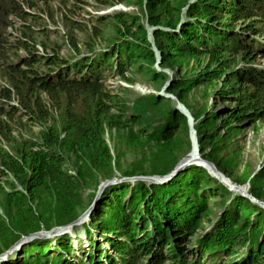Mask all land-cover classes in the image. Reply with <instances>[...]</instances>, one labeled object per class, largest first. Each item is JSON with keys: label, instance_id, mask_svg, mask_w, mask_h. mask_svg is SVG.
<instances>
[{"label": "rangeland", "instance_id": "374dc122", "mask_svg": "<svg viewBox=\"0 0 264 264\" xmlns=\"http://www.w3.org/2000/svg\"><path fill=\"white\" fill-rule=\"evenodd\" d=\"M20 1L30 13L40 17L32 25L36 33L31 39L36 41L35 47L40 54L48 58L58 57L51 61V64L54 63L55 72H60L62 68L68 69L71 65L77 66L78 63L83 67L86 60L100 64L103 62L100 58L114 50L125 56V42L138 41L136 37L131 38L132 32L137 28L141 32L146 31L155 60H149L146 43L139 42L136 48L130 50L135 53L132 62L125 60L126 63L119 65L112 63V59L107 64H102L98 76L101 82L96 90L99 95L95 101L87 99L82 90L63 97L61 94L41 93L48 106H55L53 118L56 119L54 121L52 117H43V123L59 125L66 112H70L72 116L91 119L94 127H101L103 138L112 154L113 176L131 179L117 182L118 185H107L108 187L97 193L101 182L110 177L100 178V174H91L86 168L78 173L79 163L74 156L69 155L66 168L70 174L74 177L80 175L82 178L84 175H94V182H97L93 186L85 188L88 185L86 184L81 188L84 198L78 212L79 216L84 213L87 216L66 226L63 232L48 238L25 239L24 235L21 246L4 257L0 256V264H42L47 260L49 264H112L114 261L116 264H125L124 260L134 261L136 264L142 260L141 264H149L151 261L156 263V259H167L165 264H244L246 260L255 258L253 251L257 250L258 245L251 235L241 236L235 242V248H217L208 251L203 257L202 252L207 249L206 244L217 229H221L227 209L236 208L233 202L231 205L228 201L238 195L244 197L238 190H245L246 198L250 195L255 197L250 191L251 179L259 174L261 178L256 179L255 190L262 195L260 201L264 203V116L231 121L232 111L239 105L237 98H244L254 91L253 84L241 81V77L248 67L264 68V53L257 54L253 61H247L238 45L229 48L228 52H219L214 57L208 52H202L200 47L198 53L192 54L183 45L179 51L171 52L165 48V39L161 40L164 51L158 49L154 39L155 30L175 33L178 37L184 23L195 21L189 14L190 8L203 5L202 0ZM150 18L159 20L158 30L149 23ZM243 20L240 19L238 25L243 24ZM13 22L8 32L13 36L24 37L23 30L18 28L22 20L14 18ZM174 24L176 28H170ZM148 28L152 29V33L148 32ZM248 37V34H239V39ZM252 37L264 46V31ZM18 52L21 57L25 56L24 51ZM220 59L223 63L219 62ZM239 69L241 71L236 72ZM46 70L51 71L49 68ZM235 73L237 74L234 75ZM0 83L7 85L1 81V73ZM28 90L24 92L25 96L31 93ZM137 100L145 101V104L141 109L135 110ZM153 100L160 106L154 107L151 103ZM18 103L16 97L2 102L9 107ZM167 104L171 109L162 117L159 110ZM178 113L185 117L186 124L177 118ZM2 120L5 121L4 118ZM225 120L231 123L229 127ZM26 123L27 126L21 129L22 136L17 135V132L15 134L21 139V144L37 149L41 141L38 131L42 126ZM195 124L201 126V133ZM169 130L172 137L162 138L164 133L169 134ZM1 145L9 149L2 133ZM201 154L215 155V158L203 159ZM186 156L200 162L187 163L180 171L159 179L157 175L150 173L152 169H158L174 158L173 162L178 164ZM208 162L215 165V168L211 165V172L205 167ZM199 167L205 169L203 175L199 173ZM130 173L135 175H128ZM209 176L211 180L208 179ZM141 181L158 184L156 190L165 200L164 208L170 205L172 208L181 209L188 216L192 215L190 219L194 225L191 230L195 229V233L192 236L185 234L183 239L186 243L182 247L185 246L186 249L183 252L180 248L176 250V246L171 243L169 232L165 231L166 227L160 231L147 228L134 237L138 241V247L141 243L154 244L152 251L143 260L139 252L135 255L130 253L132 245L128 244L127 236L123 235L122 230L118 234L109 235L108 231L99 230L101 222L90 223L93 213L99 220L102 216L110 219L115 210L110 206V200L132 197L135 186ZM7 182H13L12 175H3L0 172V216L9 225L11 220L8 217L15 212H4L2 208V190L10 189ZM83 182L80 183L81 186ZM175 182H183L187 189L178 188L167 193ZM231 186H235V189ZM251 201L264 208L252 198ZM33 206L39 212L38 205ZM143 208L140 204L138 210ZM122 214L123 212H118L119 216ZM241 216L244 218L243 210ZM244 222L245 219L239 220V225ZM57 225L51 223L50 228ZM50 228L43 225L39 231H49ZM235 228L238 226L235 225ZM258 239L261 242L264 233ZM214 240L215 238L211 243ZM116 245L119 248L124 245L127 254L122 255L120 251L115 253ZM98 250L102 253L100 259L96 258L99 255ZM175 253L177 256H174ZM90 256L92 258L89 259ZM107 256H114L116 259L112 261Z\"/></svg>", "mask_w": 264, "mask_h": 264}, {"label": "trees", "instance_id": "16d2710c", "mask_svg": "<svg viewBox=\"0 0 264 264\" xmlns=\"http://www.w3.org/2000/svg\"><path fill=\"white\" fill-rule=\"evenodd\" d=\"M202 1L203 5H199L195 9L190 8L189 14L195 18V21L189 20L184 23L180 27L178 37L175 33L169 34L163 30H155L154 39L157 41L158 49L164 51L161 40L165 39V48L171 52L179 51L180 46L183 45L184 49L192 54L198 53L200 47L202 52H208L214 57L217 53L228 52L229 48L238 45L243 50V56L247 61H253L257 54L264 53V46L252 37L260 35L264 31V0ZM14 18L18 21L22 20L18 28L23 30L24 37L13 36L11 32H8V28L14 23ZM39 19L38 15L27 10L20 0H0V73L1 81L7 84L0 83V133L4 135L9 147L8 149L0 146V172L3 175L11 174L13 178V182H7L10 189L2 190L4 199L2 208L4 212H15L13 216L8 217L11 220L9 225L0 216V254L10 248L23 235L37 232L43 228V225L50 228L51 223L61 225L77 219L78 210L84 198L81 188L86 184L88 185L85 188L93 186L97 182H94V175H90V177L84 175L82 178L80 175L74 177L70 174L66 168V160L69 155L74 156L79 163L78 173H82L81 170L86 168L92 172L91 174H100V178L113 176L112 154L103 138L101 127H94L91 119L85 116H72L70 112L63 114L64 120L59 125L43 123L41 118L54 117L55 106H48L41 97V93L61 94L63 97L82 90L87 99L95 101L99 95L96 90L99 89L101 82L98 76L99 71L102 70L99 68L102 64H107L112 59H114L112 63L116 62L119 65L126 63L125 60L129 63L132 62L135 53L130 50L136 48L139 42L146 43L149 60L151 62L155 60V54L147 41L146 31L141 32V29L137 28L135 32H132L131 38L136 37L138 41L125 42L124 46L127 49L125 56L122 55V52L114 50V52L104 54L100 58L103 60L100 64L86 60L83 67L78 63L77 66L71 65L68 69L62 68L60 72H55L54 63L51 64V61H55L58 57L48 58V56L40 54L35 47L36 41L31 39L36 33L32 25ZM240 19H244L243 24L238 25ZM149 23L157 29L159 20L150 18ZM170 28L175 29L176 24L170 25ZM239 34H248L249 37L239 39ZM19 50L25 52L24 57L20 56ZM48 68L51 71L46 70ZM240 71L239 69L236 72ZM241 81L252 83L254 91L250 95H245L244 98H237L236 101L239 105L233 109L231 121L251 120L256 116H264V68L248 67L243 73ZM27 89L31 90V93L25 96L24 92H27ZM12 97L18 98L17 105L9 107L2 104L4 100L8 101ZM151 103L154 107L160 106L155 100ZM144 104L145 101L137 100L135 110L141 109ZM170 109L168 104L164 105L160 108L159 113L163 117ZM177 118L181 123L186 124L183 115L179 114ZM53 120L56 121L54 118ZM26 122L42 126L38 131L41 141L37 149L21 144V139L15 134L17 132V135L22 136L21 129L27 126ZM225 124L227 127L231 125L228 120H225ZM195 125L201 133L203 131L201 126ZM172 135L169 130V134L164 133L162 138L172 137ZM201 156L207 160L215 158V155L201 154ZM174 159L158 169H152L150 173L164 175L171 172L177 165L176 161L173 162ZM204 170L199 167L200 174L203 175ZM260 178L259 174L251 179L250 191L257 199L262 200V195L255 190L256 179ZM208 179L211 180V177L209 176ZM82 181L84 182L81 186ZM172 184L173 186L167 193L176 191L178 188L185 190L186 187L187 189V185L184 186L183 182ZM157 186L158 184L141 181L135 186L131 194L132 197L125 199L117 197L110 200V206L115 209L112 208L114 212L110 219L102 216V220H99L93 213L90 223L101 222V226H98L99 230L108 231L109 235L111 233L118 234L122 230L123 235L127 236L126 241L132 245L130 253L135 255L139 252L143 260L147 253L152 251L154 244L141 243L138 247L136 246L138 241H135L134 237L139 232L146 231L147 228L160 231L166 227L165 231L169 232L171 243L176 246V250L180 248L183 252L186 249L185 246L182 247L183 243H186V240L183 239L185 234L192 236V233H195V229L191 230L194 225L190 219L192 215L188 216L187 213H182L181 209L180 211L170 205L164 208L165 200L162 194H157ZM229 195L225 196L229 197ZM231 202L236 205V208L227 209V213L222 219L221 229H217V232L212 236V239L215 238L214 242L211 243L212 239L207 242V249L202 252V257L208 251L217 248H235V242L241 236L251 235L258 248L253 251L255 258L246 260L244 264H264V239L261 242L258 239L264 233V208L249 198L241 197V195L229 200L228 204ZM34 204L38 205L39 212L33 206ZM140 204L144 206L141 211L138 210ZM241 210H243L244 218L241 216ZM119 211L123 212L121 216L118 215ZM137 211L140 213L136 214ZM228 211L232 212L228 213ZM197 215L195 214V216ZM243 219H245L244 224L239 225V220L243 221ZM235 225L238 226L237 229ZM135 247L137 250H134ZM124 249H126L124 245L121 248L116 245L114 250L115 253L120 251L123 255L126 253ZM98 254L96 258L100 259L102 253L99 250ZM174 256H177V253ZM90 258L92 257L90 256ZM260 258L263 259L260 261ZM37 259L41 260L39 257ZM115 259L114 256L109 258L112 261ZM166 260L156 259V263L151 261L149 264H165ZM259 261L260 263H258ZM124 262L125 264H136L134 261L128 260H124ZM42 264H49V261ZM112 264H116V261Z\"/></svg>", "mask_w": 264, "mask_h": 264}, {"label": "water", "instance_id": "95a60500", "mask_svg": "<svg viewBox=\"0 0 264 264\" xmlns=\"http://www.w3.org/2000/svg\"><path fill=\"white\" fill-rule=\"evenodd\" d=\"M148 32L149 33H152V29L151 28H148ZM201 160H203V159H201ZM200 161H198V160H195V159H190V157L189 156H186V158L184 159V160H181L176 166H175V168L171 171V172H169V173H167V174H164V175H157V179H159L160 177H165V176H168V175H172V174H174V173H176V172H178V171H180L182 168H183V166H185L187 163H190V164H197V163H199ZM209 164L210 163H213V162H208ZM207 163V164H208ZM214 165V164H213ZM215 166V165H214ZM137 178V177H136ZM131 178H129V177H124V178H117V177H115V176H113V177H110V178H108V179H106V180H104V182H101V184H100V186H99V190H98V192L97 193H99V191H103V188L104 187H106L107 185L108 186H111V185H113V184H117V182H119V183H121V181H127V180H130ZM155 181H157V180H155ZM107 186V187H108ZM231 187H233L234 189H235V186H231ZM238 191H240L241 192V194L244 196V197H247V195H246V191L245 190H238ZM249 197V196H248ZM250 199L252 198L256 203H260V204H262V206H264V203L262 202V201H260L259 199H257V198H255V197H253L252 195H250V197H249ZM88 209V208H87ZM89 211V210H88ZM90 212V211H89ZM87 216V213H84V214H82L81 216H78L77 217V219H75V220H73L72 222H69V223H66V224H61V225H57L56 227H54V228H50V229H48L49 231H45V230H43V231H37V232H32V233H29V234H27V235H23L24 236V238L26 239V238H30V239H32V238H35V239H44L45 237H50V236H52V235H55V234H58V233H61V232H63L64 230H66L65 229V227L66 226H69V225H73V224H75L77 221H79L80 219H84L85 217ZM22 236V237H23ZM21 237V238H22ZM19 239L17 242H15L10 248H8L5 252H3V253H1L0 254V256L1 257H4L5 255H7V254H9V253H12V252H14V250L18 247V246H21L22 244H23V242H22V239ZM28 243V242H27Z\"/></svg>", "mask_w": 264, "mask_h": 264}, {"label": "bare ground", "instance_id": "6f19581e", "mask_svg": "<svg viewBox=\"0 0 264 264\" xmlns=\"http://www.w3.org/2000/svg\"><path fill=\"white\" fill-rule=\"evenodd\" d=\"M192 133H193V132H192ZM211 165H213V163H210V164L208 163L207 166L205 165V167L208 168V172L213 171ZM210 167H211V168H210ZM213 168H215V166H214ZM210 169H211V170H210Z\"/></svg>", "mask_w": 264, "mask_h": 264}]
</instances>
